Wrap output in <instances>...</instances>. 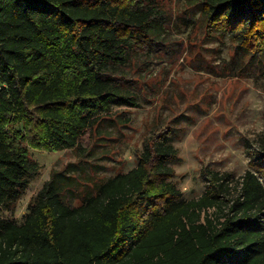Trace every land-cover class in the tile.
<instances>
[{
  "label": "trees",
  "instance_id": "16d2710c",
  "mask_svg": "<svg viewBox=\"0 0 264 264\" xmlns=\"http://www.w3.org/2000/svg\"><path fill=\"white\" fill-rule=\"evenodd\" d=\"M202 13L263 53L264 0H203ZM160 19L152 0H0V208L38 171L15 127L36 125L47 151L75 149L113 105L135 106L106 73L147 53ZM169 137H155L135 168L75 207L53 174L21 224L0 220V264H264L263 170L245 171L226 213L228 175L209 172L203 195L184 201L170 181ZM257 160L264 166V137Z\"/></svg>",
  "mask_w": 264,
  "mask_h": 264
},
{
  "label": "rangeland",
  "instance_id": "374dc122",
  "mask_svg": "<svg viewBox=\"0 0 264 264\" xmlns=\"http://www.w3.org/2000/svg\"><path fill=\"white\" fill-rule=\"evenodd\" d=\"M152 1L161 19L150 28L149 51L106 73L135 96L136 105H113L75 149L47 151L36 140L40 128L28 133L15 127L38 171L15 203L0 208V220L21 224L55 173L64 180V203L78 206L97 184L135 168L145 145L162 135L177 151L170 181L184 201L203 195L209 172L228 175L229 193L221 200L226 213L245 171L264 172L257 164L264 137V49L258 51L251 36L238 43L231 31H216L218 25L203 16V0ZM258 177L264 187V176Z\"/></svg>",
  "mask_w": 264,
  "mask_h": 264
}]
</instances>
